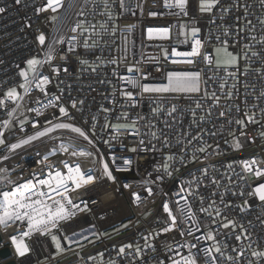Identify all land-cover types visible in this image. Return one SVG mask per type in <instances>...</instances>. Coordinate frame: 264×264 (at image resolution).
Listing matches in <instances>:
<instances>
[{
  "label": "built area",
  "instance_id": "2783aa9c",
  "mask_svg": "<svg viewBox=\"0 0 264 264\" xmlns=\"http://www.w3.org/2000/svg\"><path fill=\"white\" fill-rule=\"evenodd\" d=\"M107 2L108 9H105L103 0H64V6L57 13L38 14L37 10L46 4V0H21L20 4H16L15 0H0V7L5 8L0 13V99L5 101V106L0 107V132L4 133L7 143H16L38 130L64 122L87 131L95 144V147L89 145L70 130L57 129L10 154V159L0 164V167L8 168L14 179L18 175L27 177L29 173L42 167L38 163L37 152L43 155L60 143L76 144L79 148L93 152L97 163L93 164L92 158L71 157L70 153L59 152L50 158V162H79L85 169L92 168L96 176L101 175V156L106 161H110L113 155L133 161L129 171L114 172L115 183L99 179L87 189L81 190L76 202L81 207L87 203L90 211L78 213L69 222V231L57 232L65 249L63 254H57L50 238L34 236L27 241L32 248L28 256L17 257L11 245V236L20 235V232L15 231L13 226L7 232L0 229V264H158L160 260L164 264H173V260H181L189 254L187 245L190 244H197L201 258L203 249H211L219 264H228V261L215 253V246L222 249L225 257H235L236 253L232 249L243 245L245 251L241 264H249L250 261L251 264H264V260L252 254L254 251L264 252V204L258 198L248 195L259 183L264 182V178L258 180L242 169L244 160H264V136L261 135L264 133V117L260 113V109L264 108V97L257 99L260 92L264 91V78L256 71L261 68V62L253 58L252 70L245 76L242 72L247 62L241 59L240 73L236 77H230L223 68L216 69L214 65L209 67L199 58H196L197 62L193 65H173L170 61L174 58L171 56L168 60L164 59L165 49L169 52L172 48L190 51V43H183L184 37L179 35L180 25H185L187 29H200V38L204 41L202 52L213 59L214 49L221 46L217 42V36L221 40L229 39V51L239 52L243 44L254 43L245 40V36H264V25L260 23L264 19V4L261 0H221V4L211 13H200L199 0H189L188 16L177 17L169 14L170 10L164 7V0H124V9L120 8L119 0ZM137 5L142 6V12ZM223 9L229 11L224 12ZM109 11L111 19L107 15ZM149 12L157 15L150 16ZM53 15L57 17L56 20L51 19ZM245 15L247 19L244 18ZM78 22L84 29H88L82 35V29H77L75 33L71 31ZM102 24L105 27L102 28ZM92 25H95L94 29ZM253 26L255 32L249 31ZM149 27L170 28L171 39L148 40L146 32ZM239 29L243 31L237 36L235 33ZM225 30L229 32V37L223 35ZM113 31L115 35L112 34ZM40 33L46 36L45 46H39L36 40ZM73 36L77 38L73 42L76 44V51L67 53L68 42ZM57 38L65 41L64 44H56L58 52L52 61V66L60 68L59 75L47 64L40 67V76H48L51 81L46 87L47 95L40 93L35 88V83L27 96L23 89L17 87L20 95L24 96L23 100L17 102L20 105L17 108L16 104L6 99L4 92L23 83L19 72L28 71L27 60L33 57L43 60L47 45ZM86 38L89 44L95 41L96 45L87 51L83 47ZM237 39L240 43L233 46L232 42ZM255 50L259 51L260 45H256ZM81 60H87L91 67L81 64ZM112 60L117 63H110ZM65 67L67 72L63 71ZM129 67L139 68L140 71L129 72ZM157 67L161 71L157 72ZM92 68L96 70L92 71ZM186 69L201 73L199 93L141 94L139 89H132L124 81L125 77L137 78L144 72L151 73L144 83L162 85L167 83V72ZM228 71L236 70L230 68ZM28 75L31 79L32 74L28 72ZM221 84L225 85L224 88L220 87ZM125 90L134 93L136 107L128 106V101L122 94ZM213 92L220 97L218 106H214V99L206 98V95L210 96ZM229 92L232 93L231 99L226 98ZM51 101H55L57 107L45 108ZM72 102H76L75 109L71 107ZM197 102L200 103V108H196ZM254 105L257 107H253ZM59 106L65 107L72 119H57ZM173 107L177 111L169 116L168 112ZM13 109L14 115L10 116L9 112ZM35 109H41L42 115L37 116ZM103 109L112 111L105 112ZM154 109L160 111L154 114ZM193 111L196 113L195 119ZM221 111L225 113L224 116L219 115ZM120 112H127L130 119L138 120L137 127L146 144L152 139L148 134L150 127L155 125L151 130L161 137L160 140H152L157 151L130 152L128 149L136 146L135 142L140 137H131L126 133L113 141L111 146L104 143V140H110L115 135L111 129L101 130L106 123L105 118L115 122L114 118ZM245 112L249 115L254 113L261 122L247 124ZM141 116L143 119L138 118ZM93 117H96L95 121ZM239 118H244L247 124L243 129L235 123ZM6 122L8 127H5ZM32 123L39 127L33 128ZM93 123L96 124L94 137L91 134ZM21 127L23 131H20ZM241 131L245 135H241ZM197 136L200 137L199 140L195 139ZM165 137L170 147H164ZM236 140L243 145L240 150L232 147ZM208 145L211 147H207ZM200 147H207V151H197ZM4 154L6 148H0V157ZM170 154L176 157L175 161H167ZM193 156L198 159L188 162ZM180 157H184V165L180 164ZM165 161L171 165L169 171L172 176L169 178L164 175L162 180H158L157 177L163 175L162 166ZM260 167H264V164ZM158 168L161 171L158 172ZM205 168L207 175L203 173ZM213 180L216 181L215 184ZM124 185L130 187L125 188ZM149 187L154 193L152 197L147 195L146 189ZM181 187L184 188L183 192L180 191ZM241 191L244 192L243 196L239 194ZM133 192L143 197V203L139 207L132 202ZM176 201L180 203L177 204ZM244 201H248L247 206ZM163 203H168L177 215L179 229L185 232L184 236H180L176 230L156 235L165 227L167 214L163 212ZM225 204H230L231 207H225ZM180 208H184L186 212L190 208L193 219L189 220L187 215L180 216ZM202 208L208 211H201ZM217 209L220 210L219 216L216 214ZM181 220L184 222L180 223ZM229 220L236 222L235 231L221 227L222 223ZM196 224L200 225L199 231H196ZM123 225L128 227L124 228ZM239 225L247 230L245 235L250 236V240L243 236L241 241L235 239L236 234L241 231ZM63 227L67 228L69 225ZM189 228L194 235H188ZM117 229L120 231L117 232ZM72 230L82 232V235L72 236L73 243L69 246L64 236H71ZM209 231L215 236V240L207 239ZM149 233L156 237L148 240V243L155 245L156 251L144 250L142 259L137 258L135 246L138 244L141 249H145L143 237ZM84 236L88 239H83ZM196 237L200 239L197 240ZM126 244H132L133 249H126L125 254L120 255L119 248ZM165 244L170 245L173 250L169 251ZM3 249L9 250L7 256L1 255Z\"/></svg>",
  "mask_w": 264,
  "mask_h": 264
},
{
  "label": "snow or ice",
  "instance_id": "6c2138e0",
  "mask_svg": "<svg viewBox=\"0 0 264 264\" xmlns=\"http://www.w3.org/2000/svg\"><path fill=\"white\" fill-rule=\"evenodd\" d=\"M262 4H264V0H261ZM16 4H20L21 0H15ZM105 9H108L107 0H103ZM120 8L124 9V0H119ZM188 4L189 0H164V7L170 10L171 15L177 17H187L188 16ZM221 4V0H199V12L200 13H211L214 8ZM64 6V0H46V4L42 5L38 10L39 13H57ZM141 7L142 6L137 5ZM130 10V9H129ZM5 11L4 7H0V13ZM224 12L229 11V9H223ZM104 15L105 13H101ZM108 18L111 19V12H107ZM150 16H156L157 13L149 12ZM223 18V17H221ZM247 19V15L244 17ZM52 20H56L57 17L53 15L51 17ZM260 23L264 25V19L260 20ZM248 24H251V21H248ZM93 29L95 25L91 26ZM101 27H105V25H101ZM77 29H82L81 35L83 32L88 31V29H84L81 23H77L76 27L72 28L71 31L73 33L77 32ZM240 31L243 29H239L235 35L239 36ZM249 31L255 32V27L253 26ZM115 35V31L112 32ZM179 35L184 37L183 43H190V51H178L176 48H172L171 51L165 49L164 50V59L168 60L169 56L173 57L171 59V63L173 65L183 64V65H193L197 62L196 58H199L202 62L206 63L209 67L215 66L216 69L223 68L227 73V76L236 77L241 71L240 60L243 59L247 63L243 67L242 74L247 76L251 72V64L254 62L253 58H256L261 62V68L256 71L264 78V36L257 38L256 35L245 36V40H250L254 43H245L242 45V48L239 52L229 51V39L221 40L220 36H217V42L221 45L214 49L215 58L213 59L206 52H202L204 48V41L200 38V29L198 27H192L191 29H187L185 25H180ZM223 35L225 37H229V32L227 30L224 31ZM146 37L148 40H160L166 41L171 39V30L170 28H152L149 27L146 32ZM76 37L73 36L68 42L67 53H75L76 44L73 43L76 41ZM36 40L38 41L39 46H45L46 44V36L43 33H40L36 36ZM64 44L65 41L63 38H57L52 41L51 44L47 45V50L44 52L43 60L37 59L35 57L27 60L28 71H20L19 76L23 78V83H20L16 86H12L8 88L4 92V96L7 100L12 101L16 104V107H20L18 101L24 99V96H21L17 91V87L23 89L24 95H30L31 86L35 83V88L39 90L40 93L47 95L46 87L51 82L48 76L41 77L38 69L43 65L47 64L52 67V71L59 75L60 68L58 66H52V61L54 57L57 55L56 44ZM233 46L240 41L237 39L232 42ZM256 45H260V50L257 51ZM95 41L92 44H89L88 39L86 38L83 41V47L87 51L91 48H94ZM67 53L65 55H67ZM63 59V57H61ZM99 59V57H97ZM110 63L116 64V60L110 61ZM81 64L88 65L91 67L87 60H81ZM235 69L236 71H228V69ZM95 68H92V71H95ZM64 72H67L68 69L63 68ZM129 72H139V68L129 67ZM156 71H161L159 67L156 68ZM28 72H31L32 78L29 79ZM151 73L141 72V75L137 78L125 77L124 81L132 89H139L141 94L149 93V94H193L200 92V81H201V73L199 71L193 70H182V71H169L167 72L166 79L167 83L162 85H152L149 83H144L143 81H147ZM224 84H221L220 87L224 88ZM247 87V85H245ZM123 96L128 101L129 107H136L135 96L132 91L125 90ZM232 93L229 92L226 94L227 99H231ZM264 97V91L260 92V97L257 99ZM208 99H214L216 104L214 106H218V102L220 97L216 95L215 92L211 93L210 96L206 95ZM59 98H57L58 100ZM37 102H39L37 100ZM82 104L83 101H80ZM247 101L245 100V104ZM5 106V101L0 99V107ZM45 108L57 107L55 101H51L49 104L44 106ZM71 107L73 109L76 108V102H72ZM201 105L199 102L196 104V108H200ZM253 107H257L254 105ZM105 112H111V109H103ZM160 109H154L153 113L155 114ZM177 109L173 107L171 111L168 112V115L171 116ZM237 111H239V106H237ZM15 109L12 112H9V115H14ZM36 115H42L41 109H35ZM59 117L57 119H61L64 117H68L72 119L69 114V111L63 107H58ZM261 116L264 117V108L260 109ZM193 117L195 119L196 113L193 111ZM211 113H209L210 115ZM220 116H224L225 113L221 111L219 113ZM244 117H246L247 124H256L261 121L257 120L255 114L249 115L248 112L244 113ZM139 119H143V117H138ZM94 121L96 117L92 118ZM115 122L109 120L107 117L105 118L106 123L102 127V131H107L111 129L115 135L111 137L110 140H104L106 145L111 146V143L122 134H127L131 137H140L135 143L136 146L129 148L130 152H147V151H157L155 144L152 143V140H160L161 137L157 135L156 131H152L151 129L155 128V125H151L149 135L151 136V140L146 141L143 137L140 136V129L137 127L138 120L130 119L129 114L127 112H120L115 118ZM121 120L128 121L127 123H120ZM203 120V117L200 118ZM51 123V121H49ZM87 123V121H85ZM231 123V121H229ZM235 123L241 128H245L247 126L244 118H239L235 120ZM9 124L6 122L5 127H8ZM33 128H38L39 126L36 123H32ZM57 129L70 130L72 133L76 134L78 137L87 141L89 145L95 147L93 139H91L88 135V132L82 129L81 127L73 126L69 123H56L52 125V127L44 128L43 130L36 131L33 135L27 136V138L20 139L16 143L8 144L6 141V137L3 132H0V148H6V154L0 157V164L4 161H8L10 159V154H14L17 150L23 148L24 146L32 144L36 140H40L43 137L48 136L51 132H54ZM23 127H21L20 131H23ZM123 130V131H122ZM91 134L94 137L96 135V124L93 123L91 125ZM215 135V133H212ZM241 135H245L243 131H241ZM264 136V133H261ZM195 139L199 140L200 137L197 136ZM150 145V147H149ZM164 147H170L167 138L163 139ZM242 144L239 140L234 141L232 147L234 150H240L242 148ZM207 147H211L208 145ZM207 147H200L197 149L199 152H206ZM70 153L71 157H81V158H92V163H97L95 159L94 153L91 151H87L83 148H79L76 144H64L60 143L57 147L51 148V150L45 152L43 155L37 152V156L39 157L38 163L42 166L38 171H33L29 173L27 177L18 175L15 179L11 177L9 174L8 168L0 167V229H3L7 232L9 227L14 226L15 231H19L20 235H12L11 236V245L15 249V255L17 257L23 258L28 256V254L32 251L31 246L27 241L31 240L34 236L39 237H48L50 238L52 244L55 245L56 252L58 255L63 254L65 249L61 245L60 237L57 235V232H67L69 231L70 224L69 222L73 220L78 213H86L89 212L90 209L85 203L83 207H81L80 203H77L76 200L81 195L82 189H87L88 186L93 185L99 179H106L112 183L116 182V176L114 172H127L131 169L133 165V161L124 157H117L113 155L110 161H106L103 156L99 159L101 172L100 176H96L92 168H83L79 162L73 163L70 160H61V161H52L50 162V158L55 156L57 153ZM198 157L193 156L191 160L188 162H195ZM176 157L174 155H169L167 157V161H175ZM165 161L162 166L163 175L158 176V180H162L164 175H167L169 178L172 176V172L169 171L171 165ZM180 164H185L184 157H180ZM264 164V160H257L256 158H252L250 160L242 161V169L244 172L253 175L256 179L260 180L264 178V167H260V165ZM232 168V165L228 166ZM66 170V171H65ZM157 171H161L160 168ZM179 171V169H176ZM204 175H207V169H203ZM214 184L215 180L212 181ZM125 188L130 187V185H124ZM148 197H152L154 195L152 188H147ZM181 192L184 191V188L181 187ZM195 193H189V195H194ZM241 196L244 195V192L241 191L239 193ZM133 200L132 202L139 207L143 203V197L133 192L132 194ZM233 195H236L233 192ZM250 197H256L258 200L264 204V182L259 183L252 191L248 193ZM185 202L187 203V198L185 197ZM221 202H223V197H221ZM95 203V201H93ZM179 204V201H176ZM201 203H203V198L201 197ZM215 203V201H213ZM244 205H248V201H244ZM225 207H231L230 204H225ZM163 212L167 214L162 231L157 233L156 235L170 233L174 230L178 231L180 236H184L185 232L179 229L178 225V217L173 213V210L170 208L168 203H163L162 205ZM243 210V208L241 209ZM201 211L207 212L208 210L202 208ZM180 216L187 215L189 220L193 219L192 212L190 208L186 212L184 208H180L179 210ZM217 216L220 215V210L217 209ZM150 215V213H148ZM146 218V217H145ZM225 219H227L225 217ZM184 221L181 220L180 223ZM68 224L69 227L65 228L64 225ZM124 228H127L128 225H123ZM221 227L227 229L232 228L235 231L237 224L235 221L229 220L227 223H222ZM241 231L237 233L235 239L237 241H241L243 236L244 239L250 240V236L245 235L246 229H244L243 225H239ZM200 230V225L196 224V231ZM120 229H117L119 232ZM82 235L81 233H77L75 230H72V235H65L64 239L68 242L69 246L73 243L72 236ZM107 235V233H105ZM188 235H194V232L191 228L188 229ZM150 237L156 238L152 233H149L148 236H144L145 240V249H141V247L137 244L135 246V256L137 258L142 259V251L151 249L153 252L156 251V247L154 244L148 243ZM83 239H88L87 236H84ZM199 240V237H196ZM208 240H215V236L211 231L207 233ZM78 242V241H77ZM184 245H182L183 247ZM165 247L169 249V251L173 250L170 245L165 244ZM189 254L181 258V260H173V264H219L218 258L213 255V251L211 249L205 248L203 249V257H199L198 246L197 244L187 245ZM251 247V244L248 245ZM126 249H133L132 244H126L119 248V254H125ZM193 249H197V251H193ZM215 253H219L220 257L226 259L228 264H241V257L244 255V247L240 245L239 247H234L232 249L233 252L236 253V256L233 257L231 255L224 256L222 249L219 246H215ZM254 256L259 257L261 260H264V252H253ZM158 264H164L163 260H160ZM251 264V261L249 262Z\"/></svg>",
  "mask_w": 264,
  "mask_h": 264
},
{
  "label": "water",
  "instance_id": "95a60500",
  "mask_svg": "<svg viewBox=\"0 0 264 264\" xmlns=\"http://www.w3.org/2000/svg\"><path fill=\"white\" fill-rule=\"evenodd\" d=\"M9 254V250L8 249H3L2 251H1V255L2 256H7ZM9 264H13V263H9Z\"/></svg>",
  "mask_w": 264,
  "mask_h": 264
},
{
  "label": "rangeland",
  "instance_id": "374dc122",
  "mask_svg": "<svg viewBox=\"0 0 264 264\" xmlns=\"http://www.w3.org/2000/svg\"><path fill=\"white\" fill-rule=\"evenodd\" d=\"M28 67V66H27ZM31 73V72H30Z\"/></svg>",
  "mask_w": 264,
  "mask_h": 264
}]
</instances>
